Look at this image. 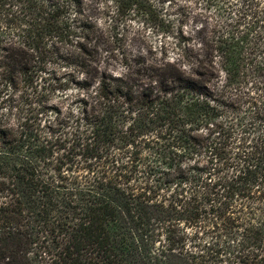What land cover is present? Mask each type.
Masks as SVG:
<instances>
[{
    "label": "trees",
    "instance_id": "obj_1",
    "mask_svg": "<svg viewBox=\"0 0 264 264\" xmlns=\"http://www.w3.org/2000/svg\"><path fill=\"white\" fill-rule=\"evenodd\" d=\"M226 1L194 63L122 52L63 111L0 118V264H264V0ZM81 7L0 0V98L161 19L110 0L99 29Z\"/></svg>",
    "mask_w": 264,
    "mask_h": 264
},
{
    "label": "rangeland",
    "instance_id": "obj_2",
    "mask_svg": "<svg viewBox=\"0 0 264 264\" xmlns=\"http://www.w3.org/2000/svg\"><path fill=\"white\" fill-rule=\"evenodd\" d=\"M81 18L93 21L99 29L111 23L110 13L104 11L110 0H81ZM160 18L154 25L139 22H120L117 31H127L121 49L93 39L86 54L62 51L65 59L53 58L38 72L30 84H22L16 93L0 98V118L14 122L17 118H33L46 105H55L62 111L78 91L76 83L94 79L96 71H121L120 65L108 57L124 52L131 60L141 57L148 65L154 60L194 63V58L205 51V43L215 26L223 22L227 11L226 0H151ZM114 51L112 54L111 52ZM118 73V72H116ZM26 85L27 88H24ZM25 94V95H24ZM48 114L51 115L49 112ZM47 114V115H48ZM49 117V115H48ZM44 123L46 116L39 118ZM147 264V261H144Z\"/></svg>",
    "mask_w": 264,
    "mask_h": 264
}]
</instances>
